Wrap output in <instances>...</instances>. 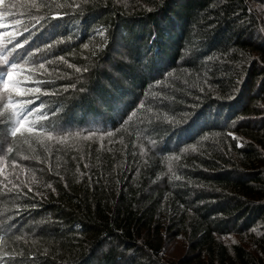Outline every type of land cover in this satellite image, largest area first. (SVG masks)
Instances as JSON below:
<instances>
[{
	"label": "trees",
	"instance_id": "1",
	"mask_svg": "<svg viewBox=\"0 0 264 264\" xmlns=\"http://www.w3.org/2000/svg\"><path fill=\"white\" fill-rule=\"evenodd\" d=\"M0 24L13 102L44 105L0 124V264H264V0H4Z\"/></svg>",
	"mask_w": 264,
	"mask_h": 264
},
{
	"label": "snow or ice",
	"instance_id": "2",
	"mask_svg": "<svg viewBox=\"0 0 264 264\" xmlns=\"http://www.w3.org/2000/svg\"><path fill=\"white\" fill-rule=\"evenodd\" d=\"M4 3V0H0V5ZM77 8H79V5H76ZM54 18H60V17H54ZM6 27V25L0 24V28ZM27 31V29H26ZM2 35V33H0ZM11 42V41H9ZM17 47H23V45H18ZM88 45H85V48H87ZM95 54V53H94ZM63 59V57H61ZM4 64L8 65L9 61L4 60ZM45 67L44 64H40V68L43 69ZM18 68V65L15 63L11 64V69L7 71L6 78L0 77V80L3 81V93L7 95L8 103L4 105L5 111L0 113V124H4L8 126L9 131L8 135L9 137H16L18 133L27 132L32 133L33 128L26 127V122L28 121L29 115H32L33 112H40L41 109H43L44 105L43 103L40 106V109H32L30 108V105H33L35 103L34 99H27V100H21L18 102H13V95L23 96L26 95V92H20L19 89H16L13 87V85L16 83L14 80L15 70ZM4 71V69L0 68V72ZM79 71V69H77ZM84 71H87L85 69ZM41 89L39 87L34 89V93H40ZM39 98L38 96L36 97ZM11 109V112L9 113L7 110ZM43 127V125H41ZM228 135L232 136V133H229ZM233 139H236L233 137ZM243 145L237 144V147H242ZM8 151H11V149H8Z\"/></svg>",
	"mask_w": 264,
	"mask_h": 264
},
{
	"label": "rangeland",
	"instance_id": "3",
	"mask_svg": "<svg viewBox=\"0 0 264 264\" xmlns=\"http://www.w3.org/2000/svg\"><path fill=\"white\" fill-rule=\"evenodd\" d=\"M5 167V165H3V163H0V170H2L3 168ZM15 169V168H14ZM13 169V170H14ZM12 170V171H13ZM1 174V173H0ZM233 240V239H232ZM232 240H230V241H232ZM181 250H183V243L182 242H178V246H177V248H174L173 249V252L174 253H180L181 252Z\"/></svg>",
	"mask_w": 264,
	"mask_h": 264
}]
</instances>
